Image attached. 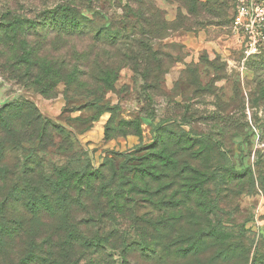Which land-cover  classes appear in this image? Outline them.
I'll list each match as a JSON object with an SVG mask.
<instances>
[{
	"label": "rangeland",
	"instance_id": "rangeland-1",
	"mask_svg": "<svg viewBox=\"0 0 264 264\" xmlns=\"http://www.w3.org/2000/svg\"><path fill=\"white\" fill-rule=\"evenodd\" d=\"M56 1L0 0V12L36 16ZM99 1L106 2L109 17L121 15L128 3ZM153 1L173 27L157 47L165 62L159 90L149 91L125 66L104 101L75 109L63 85L45 97L0 71V106L29 99L62 128L56 148L40 146L37 152L47 168L73 171V179L75 171L88 170L95 185L110 189L121 181L129 202L171 203L176 233H206L201 258L214 256L213 264H253L256 258L264 264V54L246 58L233 34L237 0H192L195 13L184 0ZM126 154L154 159H133L121 179L115 172L121 173ZM145 168L157 177L144 178ZM134 183L153 196L131 192ZM205 220L241 239L244 252L232 249L219 257L228 240L213 242Z\"/></svg>",
	"mask_w": 264,
	"mask_h": 264
},
{
	"label": "trees",
	"instance_id": "trees-1",
	"mask_svg": "<svg viewBox=\"0 0 264 264\" xmlns=\"http://www.w3.org/2000/svg\"><path fill=\"white\" fill-rule=\"evenodd\" d=\"M184 2L195 13L196 3ZM105 7L99 0H57L36 16L0 12L1 73L45 97L63 85L75 109L104 101L125 66L149 91L159 90L165 62L157 47L173 28L165 12L153 0H128L122 14L111 17ZM59 128L29 99L0 106V264L214 263V256L201 258L206 233H176L171 203L129 202L121 181L110 189L95 185L88 170L75 171L73 179V171L47 168L37 152L58 146ZM151 154H126L115 176L123 179L133 159L147 163ZM114 164L111 159L109 166ZM152 168H145L144 178L157 177ZM133 186L131 192L153 196ZM203 223L213 242L228 240L219 257L232 249L244 252L241 239L217 231L222 224Z\"/></svg>",
	"mask_w": 264,
	"mask_h": 264
},
{
	"label": "built area",
	"instance_id": "built-area-1",
	"mask_svg": "<svg viewBox=\"0 0 264 264\" xmlns=\"http://www.w3.org/2000/svg\"><path fill=\"white\" fill-rule=\"evenodd\" d=\"M231 28L246 58L264 54V0H237Z\"/></svg>",
	"mask_w": 264,
	"mask_h": 264
}]
</instances>
